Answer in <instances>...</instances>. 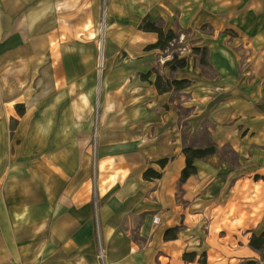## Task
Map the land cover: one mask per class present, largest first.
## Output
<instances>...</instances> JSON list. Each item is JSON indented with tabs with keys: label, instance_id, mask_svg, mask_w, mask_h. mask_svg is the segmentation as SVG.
Masks as SVG:
<instances>
[{
	"label": "crops",
	"instance_id": "crops-1",
	"mask_svg": "<svg viewBox=\"0 0 264 264\" xmlns=\"http://www.w3.org/2000/svg\"><path fill=\"white\" fill-rule=\"evenodd\" d=\"M146 16L163 30L211 29L200 46L211 76L196 54L172 74L154 67L159 52L144 48L157 36L138 30ZM151 69L191 85L160 94L154 73L140 79ZM73 91L98 99L110 148L97 152L93 185L70 144L54 143ZM208 143L221 153L180 182L183 148ZM148 169L160 177L143 179ZM263 231L264 0H0V264H264L248 245Z\"/></svg>",
	"mask_w": 264,
	"mask_h": 264
},
{
	"label": "rangeland",
	"instance_id": "rangeland-1",
	"mask_svg": "<svg viewBox=\"0 0 264 264\" xmlns=\"http://www.w3.org/2000/svg\"><path fill=\"white\" fill-rule=\"evenodd\" d=\"M98 36L95 44V65H94V76L92 77V85L100 86L103 80V72L105 68V30H104V21L103 14L101 12V18L99 24L97 25ZM177 38L173 41L174 45L169 44V48L163 53H157L154 56V67L160 70L161 67H164V63L172 58V54H176L179 57L191 58L193 53V48H205L202 46L203 42L207 39V36L211 35V29L207 26H200L196 29H179L175 28L174 30ZM230 33V32H229ZM232 36V34H229ZM100 44V45H99ZM101 46V48H100ZM207 50V49H206ZM201 53H197V58ZM128 54L127 52H119L117 59L118 61L122 60ZM101 56V57H100ZM100 62V63H99ZM197 65L199 63L197 62ZM205 75L211 76L209 68H203L199 65ZM74 90V83H73ZM85 94H76L73 91V101H72V113H71V124L66 126V135L57 139L54 142L55 146L63 145L65 141L66 144H70L72 159H73V168L74 170L80 168H86L88 171V181L93 185L97 179V152L101 147L104 146V150H108L107 145L103 144L100 136L99 128V112L100 104L98 99L93 94V98L85 99ZM84 101V103L82 102ZM81 103L83 106H81ZM62 126V125H60ZM59 126V130H60ZM12 129L15 127L14 124L11 125ZM69 139V140H68ZM203 141H200L202 143ZM53 143V142H52ZM16 148L24 147V142L22 140L17 141ZM15 148V146H14ZM224 154V152H223ZM222 154V157L224 156ZM43 153L40 157L41 159L46 160V155ZM229 160L232 158L227 157ZM93 196V207H95L94 194Z\"/></svg>",
	"mask_w": 264,
	"mask_h": 264
},
{
	"label": "trees",
	"instance_id": "trees-1",
	"mask_svg": "<svg viewBox=\"0 0 264 264\" xmlns=\"http://www.w3.org/2000/svg\"><path fill=\"white\" fill-rule=\"evenodd\" d=\"M138 30L146 33H154L157 36L156 42L154 44L147 45L144 50L152 51L156 50L160 53H163L169 48V43L177 38L175 32L171 29L163 30L161 21H151L148 16L144 17L138 26ZM193 53H201L199 56L198 63L201 66L206 65V48H193ZM186 66V57H179L176 54H172V58L164 63V67H167L169 74L175 73ZM155 74V80L153 82L158 93H167L170 91H179L188 88L191 85L189 80H175V79H166L161 76L158 72H155L153 69L148 71L145 74H140V79L147 81L148 78ZM21 113V110H19ZM182 153L185 157V166L181 171L180 182H184L187 178L196 173V167L194 166V161L197 159L206 158L212 154L221 153L213 143H208L204 147L193 148L192 146H186L183 148ZM168 159H160L156 161V164L162 169L167 164ZM160 174L153 170H146L143 174V179L152 180L158 179ZM178 232V227L170 228L164 231L163 239L165 241L173 240L176 237ZM249 247L258 252H264V231L258 236L252 235L249 240ZM183 260L192 261L193 255L184 254Z\"/></svg>",
	"mask_w": 264,
	"mask_h": 264
},
{
	"label": "built area",
	"instance_id": "built-area-1",
	"mask_svg": "<svg viewBox=\"0 0 264 264\" xmlns=\"http://www.w3.org/2000/svg\"><path fill=\"white\" fill-rule=\"evenodd\" d=\"M174 41H172L171 43H169L170 45H174ZM153 222L154 223H156L157 222V219L156 218H154L153 219ZM97 259L99 260V261H102V259L104 258V252H103V250L101 249V247L99 246V248H98V252H97Z\"/></svg>",
	"mask_w": 264,
	"mask_h": 264
},
{
	"label": "bare ground",
	"instance_id": "bare-ground-1",
	"mask_svg": "<svg viewBox=\"0 0 264 264\" xmlns=\"http://www.w3.org/2000/svg\"><path fill=\"white\" fill-rule=\"evenodd\" d=\"M100 45V44H99ZM100 48H101V46H100ZM101 57V56H100ZM100 63V62H99Z\"/></svg>",
	"mask_w": 264,
	"mask_h": 264
}]
</instances>
